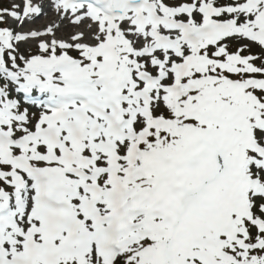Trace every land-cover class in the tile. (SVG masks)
<instances>
[{"label": "snow or ice", "instance_id": "obj_1", "mask_svg": "<svg viewBox=\"0 0 264 264\" xmlns=\"http://www.w3.org/2000/svg\"><path fill=\"white\" fill-rule=\"evenodd\" d=\"M0 264H264V0H0Z\"/></svg>", "mask_w": 264, "mask_h": 264}, {"label": "rangeland", "instance_id": "obj_2", "mask_svg": "<svg viewBox=\"0 0 264 264\" xmlns=\"http://www.w3.org/2000/svg\"><path fill=\"white\" fill-rule=\"evenodd\" d=\"M44 21H41V23H43Z\"/></svg>", "mask_w": 264, "mask_h": 264}]
</instances>
